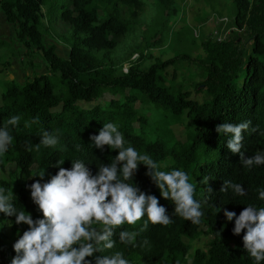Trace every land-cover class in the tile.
I'll use <instances>...</instances> for the list:
<instances>
[{"label":"trees","instance_id":"obj_1","mask_svg":"<svg viewBox=\"0 0 264 264\" xmlns=\"http://www.w3.org/2000/svg\"><path fill=\"white\" fill-rule=\"evenodd\" d=\"M152 1L157 17L146 24L140 40L122 50V39L136 35L141 27L146 0H0V11L13 27L15 38L25 49L40 52L47 64V73L23 84L5 83L0 92V126L12 116L21 117L11 128L13 142L0 156V170L13 164L26 180H39L44 172L43 183L58 172L57 161L70 169L72 161L81 160L95 174L99 164H110L118 150L91 147L89 137L97 135L104 123H115L125 147L149 154L163 171L188 173L190 182L196 184L194 198L204 215L200 224L174 215V205L160 196L141 164L132 182L158 198L172 223H149L145 230V216L135 225L125 224L114 231L116 246L94 257L122 252L129 264H256L244 248V232L234 235L235 221H227L223 213L227 210L239 216L249 204L264 206L257 192L264 190V165L243 167L239 154L227 148L229 137L217 133L216 127L224 122L251 121L250 129L242 133V152L246 157L259 149L264 152V0H231L234 15L229 35L221 42L210 37L196 40L202 57L192 60L185 54L166 60L152 55V48L165 36L167 18L176 11L173 0ZM55 12L70 29L67 58L58 56L54 46H45L44 20ZM221 26L219 23L217 28ZM193 32L195 38L200 36L198 29ZM188 35L194 43L195 38ZM3 45L0 39V49ZM134 55L136 60H132ZM185 61L199 70L201 81L192 89L201 98H192L175 82L176 68ZM125 63L129 67L123 72ZM169 68L173 72L167 82L164 75ZM106 94L110 100L102 101ZM95 100L99 103L91 108L79 106V102ZM37 117L38 122L31 123ZM181 124L184 136L177 140L170 128ZM43 131L59 135L60 142L55 147L41 145L37 151L35 144L40 143ZM76 145H80L79 151ZM205 176L210 177L208 185L202 183ZM224 180L242 185L246 195H235L232 189L221 193ZM0 186L12 189L14 206L28 212L25 184L16 189L0 178ZM6 226L16 233L21 225L15 224V217L0 213V264H11L16 255L13 245L6 244ZM200 226L205 227L202 233ZM123 230L138 232L137 246L119 243ZM202 234L211 239L205 250L194 251L189 263L190 245L185 239ZM94 257L88 259L94 261Z\"/></svg>","mask_w":264,"mask_h":264},{"label":"clouds","instance_id":"obj_2","mask_svg":"<svg viewBox=\"0 0 264 264\" xmlns=\"http://www.w3.org/2000/svg\"><path fill=\"white\" fill-rule=\"evenodd\" d=\"M21 120L19 115L6 119L0 126V156H4L13 142L11 128ZM38 117L31 123H37ZM251 121L238 124L224 122L216 127L220 135L228 136L227 148L239 154L243 167L251 169L264 165V152L257 151L254 156L246 157L242 152V133L250 129ZM25 122V127H28ZM252 132L256 129L252 128ZM91 147L104 150H118V155L110 164L100 163L95 174L81 160L72 161L67 169L57 161L58 172L48 182L40 178L28 190L30 198L42 218L33 219L31 213L17 209L13 204L12 189L0 186V213L15 217L16 225H27V230L19 235L13 244L16 255L11 264H129L122 252L112 255L95 256L105 250L113 249L116 242L112 239L114 231L123 225H135L145 216L144 229L148 224L167 226L172 223L167 209L161 206L155 195L142 192L132 182L139 165H144L152 183L159 189L160 196L174 205V215L200 224L204 213L201 203L194 198L196 184L190 182L188 173L182 170H161L159 163L147 153H140L134 147H125V138L115 123H104L97 135L89 137ZM60 142L59 135L43 131L40 143L35 144L38 151L44 147H55ZM77 151L80 145H76ZM29 152L32 145L27 146ZM64 164V162H63ZM119 166V167H118ZM37 177V176H35ZM210 177L205 176L202 183L208 185ZM232 189L238 196H245L242 185L224 180L221 193ZM212 193V189L208 187ZM258 198L264 201V190L257 189ZM218 213L221 211L217 209ZM227 221H235L233 234L243 235L244 248L256 264L264 261V206L249 204L239 216L224 210ZM246 230V231H245ZM138 232L123 230L119 232V243L137 246ZM94 257V261L88 259ZM179 264V262H177Z\"/></svg>","mask_w":264,"mask_h":264},{"label":"rangeland","instance_id":"obj_3","mask_svg":"<svg viewBox=\"0 0 264 264\" xmlns=\"http://www.w3.org/2000/svg\"><path fill=\"white\" fill-rule=\"evenodd\" d=\"M146 1L148 2V5L145 8L144 14L140 18L141 27L136 31V35L132 36V34H129L122 39L120 49L125 50L136 40H140L142 38L141 32L146 29V24H148L149 20L153 17H157L153 1ZM173 5L175 6L176 11L174 16L167 18L166 31H162L165 36L162 38V42L156 44L151 50L154 57L166 60L177 54H185L190 60L200 58L202 57V50L196 40H204L209 37L214 39L213 32L216 19L226 20L224 34L229 35L230 29H232L231 23L234 13L231 0H173ZM44 28L45 31L43 32V35L45 46L47 48L54 46L55 52L58 56L67 58L69 52L68 39L70 29L63 21H61L58 13H52L46 18V22L44 20ZM196 29L200 32L198 38L193 36V30ZM188 34H191L195 38L193 41L194 43L190 42ZM0 39L4 42L3 47L0 49V92L4 89L5 83L14 82L23 84L24 82L32 81L36 75L47 73V64L43 60L41 53L34 48L27 50L18 42L14 36L13 27L6 23L1 11ZM120 52L121 50H117L116 54H120ZM136 57L137 55H134L132 60H136ZM148 64L149 62H146V65ZM128 67L129 65L125 63L122 71L126 72ZM176 69V84L183 85L191 94L192 98H201V96H198V94L192 89L194 84L201 81L199 70H197L195 65L185 61L182 64H179ZM166 72L167 75L164 76L166 81L169 82L171 80V72H173L172 68H169ZM110 98L111 97L106 94L101 100L103 101L104 99L105 101H108ZM98 103L97 100L91 103L79 102V106L83 109H87ZM170 129L173 131L174 137L177 140L183 139L185 130L183 124L178 126L173 125ZM258 151L261 152L260 149ZM32 168H34V166ZM0 178L10 182L16 189L24 184L28 188L36 181L33 177H30L27 180L23 179L15 172L13 164H8L4 170H0ZM27 208L28 213H31L33 219L42 218V213L37 210V207L33 204L30 198L29 190L27 194ZM25 230H27V225L24 224H21L16 233H12L11 227L6 226L7 246H9V248L12 247L19 238V235H22ZM199 231L201 233L204 232L205 227L200 226ZM210 239V236L204 234L193 240L185 239V242L190 245V252L187 256V261L189 263L192 261V254L194 251L197 249L205 250ZM0 258L2 259L1 253Z\"/></svg>","mask_w":264,"mask_h":264},{"label":"built area","instance_id":"obj_4","mask_svg":"<svg viewBox=\"0 0 264 264\" xmlns=\"http://www.w3.org/2000/svg\"><path fill=\"white\" fill-rule=\"evenodd\" d=\"M219 22L222 23V26L220 27V29L217 28V25L219 24ZM226 25V20L225 19H216V23L214 26V32H213V38L216 39L217 41L221 42L224 41V39L228 36V34H224V27ZM224 31V33H222ZM231 31V29H230Z\"/></svg>","mask_w":264,"mask_h":264}]
</instances>
